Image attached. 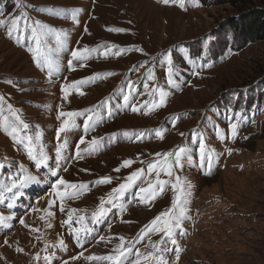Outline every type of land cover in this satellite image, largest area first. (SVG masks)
I'll use <instances>...</instances> for the list:
<instances>
[{"label":"rangeland","instance_id":"1","mask_svg":"<svg viewBox=\"0 0 264 264\" xmlns=\"http://www.w3.org/2000/svg\"><path fill=\"white\" fill-rule=\"evenodd\" d=\"M21 2L31 21L52 30L41 47L58 65V71L50 78L47 69L37 66L27 50L35 47L27 39L29 31L25 30L17 42L8 38L6 26H0V97L4 98L0 111L14 119L8 112V105H12L29 125L23 134L34 137L39 133L38 146L49 156V167L37 169L23 148L0 129V164L4 165L0 168V189L6 177L20 174L21 166L36 177V182L21 190L20 197L12 199L11 193L0 196V214L11 217L8 228L0 227V264H47L45 256H52L51 264H110L87 258L113 255L119 237L137 240L145 225L172 206L171 184L176 177L190 193L182 224L184 234L177 230L175 236L181 249L179 259L175 246L167 238L161 240L162 234L153 233L134 245L125 264H133L135 248L142 253L153 251L145 247L149 239L159 244L157 257L165 264H264V30L251 35L241 29L250 16L262 15L264 20V0ZM19 14L16 0H0V19ZM58 33L62 34L63 47L56 51ZM85 47L96 51L88 53L86 60L73 61L70 69L71 50ZM109 47L111 51L102 54ZM121 49L125 51L115 55ZM165 53L172 55L178 87L168 84ZM142 64L144 67H139ZM148 68L153 69L154 81L146 80ZM80 81L86 83L77 85ZM129 81L133 84L131 93ZM145 82L150 85L149 92L155 85L168 93L166 105L133 112L132 104L147 101L151 107L153 96L145 91ZM62 87L68 93L66 99ZM124 95H129L127 106ZM61 111L84 115L65 117L70 120L69 130L58 141L56 132L65 119L57 118ZM92 112L98 113L99 119L85 133L84 119ZM235 112L242 114L243 122L233 136L229 122ZM157 129L162 138L155 135ZM138 134H143L142 138L137 139ZM81 136L86 141L103 138L102 146L85 152L87 143L80 144L79 158L76 152ZM201 136L206 148L215 153L210 174H206L207 162L202 164L199 157ZM64 140L67 143L58 176L88 187L79 197L65 199L62 213L61 201L52 192L56 177L49 168L57 169L56 148ZM180 147L187 149V156L182 157L181 167H173L171 178L160 173L161 180L170 181L163 192L142 203L134 185L99 223H91L101 197L137 169L145 171L139 186L155 183V173L147 175L148 163H159L163 154L175 153ZM124 160L132 164L121 167ZM173 160L174 156L169 163ZM117 168L120 170L114 171ZM105 176L111 177L110 184L95 183ZM63 190V186L58 189ZM50 200L54 201L51 207ZM9 202L14 204L12 208L7 207ZM71 209L77 210L72 213L73 227L79 226L75 220L83 215L84 226L92 229L80 244L69 225L62 223ZM48 212L53 215L49 217ZM34 228L39 231H31ZM59 240H63V248L55 246ZM17 247L23 251L17 252Z\"/></svg>","mask_w":264,"mask_h":264},{"label":"snow or ice","instance_id":"2","mask_svg":"<svg viewBox=\"0 0 264 264\" xmlns=\"http://www.w3.org/2000/svg\"><path fill=\"white\" fill-rule=\"evenodd\" d=\"M164 4H169L170 0H161ZM195 6H199L196 4ZM16 7L20 10L19 15L10 16L8 19H0V26H6V35L9 39L15 38L17 42H19L20 38L24 35V31L27 30L30 32V35L27 36V39L30 43L34 42L35 47L29 46L28 51L32 53L33 59L37 61V66L41 68V70L47 69L48 75L51 78L54 74L58 71V65L55 63L53 59H51L48 55L44 54V51L41 47L42 42L49 36L52 32L47 26L42 25L39 21H31L30 17L23 11L24 5L21 0H16ZM181 7L183 4L181 3ZM73 20H75V15H73ZM23 25V28H22ZM85 31H87L85 29ZM109 31H113V29H109ZM115 31H122L120 29H115ZM56 43L57 49L59 51L63 47V40L62 34L58 33L56 35ZM135 51L142 52V49H132ZM51 51V49H49ZM96 51V49H88L87 47L83 49H72L71 50V59L68 61L69 68L71 69L73 66V61H83L88 58V53ZM111 51V47L105 52L102 53L107 55ZM124 49L117 51L115 55H120ZM165 62L167 64V74H168V84L171 87H178L176 80L174 78V61L172 55L169 53H165ZM83 66V64H81ZM139 67H144V65H140ZM105 76L113 75V73H105ZM194 75H199L198 72H194ZM146 80L147 81H154L155 75L153 73L152 68H148L146 70ZM11 83V82H9ZM77 85L81 83H86V81L76 82ZM145 91L153 96V100L151 103V107L148 106V102L145 101L143 104L137 106L136 104H132L131 110L133 112H139L142 108L148 107V111H153L156 108H160L166 105V100L168 93L163 90L157 88L155 85H152L151 92H149L150 85L149 83H144ZM129 93L133 91V84L131 81L128 82ZM62 91L64 92V98H67V91L62 87ZM158 95V98H157ZM125 104L127 106L129 101V95H124L123 97ZM4 102V98L0 97V105ZM107 103V101H105ZM8 112L10 116L14 119H10L8 116H4L2 111H0V129H3L4 132L12 139V141L18 146L23 148L25 151L28 159L33 162L34 166L37 169H42L45 167H49V156L44 151L43 147L38 146V142L40 140L39 133H36L35 136H30L23 134L24 130L29 128V125L25 123L18 113L13 110L12 105H8ZM147 114V113H145ZM84 113L81 112H63L61 111L58 115V119L60 118H71L75 116H81ZM109 115L111 112L109 111ZM63 119L62 123L60 124L59 128L57 129L56 136L58 141L60 140L61 134L66 133L69 130L70 120ZM179 117H177L178 119ZM99 119V114L92 112L91 114L87 115L84 119V132L87 133L90 129L94 128L97 121ZM243 122V117L240 112H235L233 117L230 118L229 122V132L234 136L238 126ZM174 126V125H173ZM125 136L128 133H124ZM143 134H138L137 139L142 138ZM155 135L159 138H162L161 130H155ZM183 135V133H181ZM103 138L97 139L93 138L91 141H86L85 136H81L78 144H77V152L76 156L79 158L81 157V150L79 148L80 144L87 143V147L83 150L85 152H94L100 149L101 140ZM67 141L64 140L62 143H58V147L56 148V162H57V169L49 168V171L53 177H56L54 182L52 183V192L60 199V211L63 213L65 211L63 201L65 199H73L79 197L84 190L88 187L85 184H72L65 181L62 177L58 176V169L60 166V162L63 159L62 151L64 147H66ZM231 150H229L230 152ZM161 155V154H156ZM214 150H209L206 148V144L204 138L201 136L199 137V157L200 161L203 164L205 161L207 162V166L209 172L206 174H210V170L212 167V161L214 158ZM174 156V160L172 163H169V158ZM187 156V149L184 147H180L175 153L169 152L163 154V160L159 163L150 162L147 165V175L150 177L153 173H155L156 180L155 183L151 181L148 182L147 187H142L137 184L138 181L143 180L145 176V171L143 168L137 169L136 171L131 172L124 180L117 185V187L112 188L109 193H107L106 197H101L99 199V204L96 207L95 211L91 215V223L97 224L99 223L103 217L107 215L111 208L117 206V201L120 200L121 197L124 196L129 189L133 188L134 185L138 187V191L135 193L136 197L142 203H149L152 199L156 197L159 192H163L165 186L170 183V181L161 180L160 173L163 172L167 177L171 178L173 176V167H181V159L182 157ZM189 162H191V157H188ZM132 164L131 160H124L121 164V167H129ZM161 165H163L161 167ZM4 167L3 164H0V168ZM67 171V168L63 169ZM120 169H114V171H119ZM7 182L3 185V188L0 189V196H3L4 193H11L12 199L20 197L22 195V189L26 188L28 185L36 182V177L33 176L30 172L23 169L21 166L20 174L16 177L9 175L6 177ZM96 184H110L111 177L105 176L98 179ZM63 186V191H58V189ZM171 187L174 192V198L172 201V206L169 207L166 211L161 212L158 214L148 225L141 230L138 234V238L135 241H126L124 237H119V244L114 249L113 255H108L106 257H93L90 256L87 259H104L110 262V264H125V260L127 257L133 252V248L135 244L141 243L146 237H150L151 234L157 233L162 234L161 240L167 238L170 243L175 246L174 250L176 253L177 260L179 259V254L181 249L177 245V241L175 236L177 234V230H181L180 234L183 235L182 231V224L183 221L186 219V207L188 196L190 195L189 192L185 190L182 186V182L180 177L175 178V182L171 184ZM190 187V185L188 186ZM3 202V201H0ZM54 203V201H49V206ZM14 206L13 203L9 202L7 204L8 208H12ZM77 210L71 209L68 213V218L64 220L62 223L65 225H69V231L76 239V242L80 244L82 240L91 234L92 229L89 227L84 226L85 216L81 215L76 218L75 223L79 226L73 227V215L72 213L76 212ZM120 211L123 212L124 209L121 206ZM53 215L52 212H48V216L51 217ZM11 217L4 216L0 214V227L8 228L9 224L7 223ZM20 223L25 227H28L25 224L23 219L20 220ZM48 227H51V224H47ZM31 231H39V229H31ZM39 239V237H37ZM101 240L104 237L100 238ZM8 242L5 241V244ZM60 248L64 247L63 240H59L58 244L55 245ZM145 247H151L153 251L141 252L139 248H135V256L136 259L133 261V264H165L162 260L158 259L157 251L159 248L158 243L152 242L150 239L148 240V244ZM171 251L172 249H167ZM17 252H22L23 249L17 247ZM36 259H39V255L37 254ZM75 259V258H74ZM44 260L47 264H51L52 256H45ZM67 264V262H65Z\"/></svg>","mask_w":264,"mask_h":264},{"label":"trees","instance_id":"3","mask_svg":"<svg viewBox=\"0 0 264 264\" xmlns=\"http://www.w3.org/2000/svg\"><path fill=\"white\" fill-rule=\"evenodd\" d=\"M230 3L238 2V0H228ZM262 15H255L250 16L249 19L244 21V25H241V29L245 32H249L251 35L253 33H256L260 31L261 33L264 30V20L262 21ZM262 21V22H261ZM233 27H236V24L232 25Z\"/></svg>","mask_w":264,"mask_h":264}]
</instances>
